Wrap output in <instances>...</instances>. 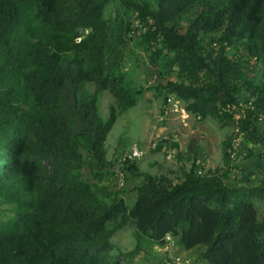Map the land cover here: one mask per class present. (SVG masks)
<instances>
[{
	"label": "trees",
	"instance_id": "1",
	"mask_svg": "<svg viewBox=\"0 0 264 264\" xmlns=\"http://www.w3.org/2000/svg\"><path fill=\"white\" fill-rule=\"evenodd\" d=\"M134 40L154 77L146 86L126 67ZM261 63L264 0H0V264H165L155 247L166 233L195 251L191 264H264V180L238 182L227 110L250 95L262 109L264 72L250 76ZM105 90L114 103L103 117ZM145 90L162 112L174 95L231 130L224 165L204 167L176 141L175 169L122 163L130 206L112 186L105 140ZM254 114L240 122L245 145L262 140ZM128 224L135 245L113 251Z\"/></svg>",
	"mask_w": 264,
	"mask_h": 264
},
{
	"label": "rangeland",
	"instance_id": "2",
	"mask_svg": "<svg viewBox=\"0 0 264 264\" xmlns=\"http://www.w3.org/2000/svg\"><path fill=\"white\" fill-rule=\"evenodd\" d=\"M136 21L137 19L135 22ZM136 40H134L129 46L133 54L128 58L126 67H129L131 77L135 79L136 83L142 82L143 85L146 86V84L152 81L154 77L147 69L145 54L136 44ZM263 72L264 64L261 63L259 67L256 66L253 71H250V76L256 74V76L261 77ZM88 87L91 90L93 86L91 87V85H89ZM113 103V96L106 90L102 91L99 99V110L103 117L108 115L109 106ZM162 115H164V121L160 120V116ZM192 120L197 121L194 117L192 118V116H189L187 123L184 125L176 112L168 111L167 105L162 112V104L160 100L153 98L150 90H145L134 106L125 109L119 114L105 140L106 157L112 160L114 164V167L111 168L113 171L112 186L121 189L125 188L123 196L130 206L133 204L135 197L134 192L131 189L133 184L132 178L128 175V178L124 180L123 185L119 187L117 180H115L116 175L113 169L116 168L117 160L121 153L126 149L128 150L131 146L135 145L141 148L143 154L137 158V163L141 170L149 172L166 171L169 168L175 169L180 164L175 156H168V152L165 153L164 150L156 152L152 151L150 146L151 141L157 135L159 136L161 134H172L173 141L178 142L179 145L183 147L186 145V150L193 146V142L197 141L196 138H201V140L208 142L210 149L212 147V150L218 153L217 155L214 154L213 156H210V151L208 153V160L213 164L220 161L222 156L220 145H222V140L227 137L231 128L221 126L215 120L209 122L197 121V124L202 127L199 128L203 131L202 133L197 129L192 130ZM263 140L262 137V140L258 143L263 142ZM167 146L171 148L170 144ZM83 171L85 172L84 168ZM258 213L259 215L264 214L263 205L259 207ZM132 225L128 224L125 228L117 231L112 236L111 241L113 243V251L116 249H131L135 245L137 239L134 236ZM155 249L159 253L164 251V247L162 246H156ZM168 252L169 254L178 253L180 255H189V258L194 261V250H184L174 244L168 249ZM143 253L144 251L136 256L138 262H142L141 255Z\"/></svg>",
	"mask_w": 264,
	"mask_h": 264
},
{
	"label": "built area",
	"instance_id": "3",
	"mask_svg": "<svg viewBox=\"0 0 264 264\" xmlns=\"http://www.w3.org/2000/svg\"><path fill=\"white\" fill-rule=\"evenodd\" d=\"M137 24V21L134 22V25ZM79 38H77L78 40ZM249 68L251 66L257 64V57L251 56L248 60ZM255 96L250 95L247 100H239L236 104H230L227 105V110L232 115L233 118V137L231 140V148L228 149L230 152V156L232 158L235 157V150L238 148V143L241 137L240 133V122L242 118L244 117V114L246 110L254 111V119L256 122H264V106L261 110L255 111V105L253 103ZM166 105L168 106V111L176 112L180 118V120L185 125L188 121V117L191 116L189 112L184 107V104L182 101L175 97L174 95H168L166 99ZM195 120H199V116L195 115L193 116ZM164 119V115L160 116V120ZM173 141V135L172 134H161L157 135L152 141H151V149H154L157 147L158 143L161 142L162 147L161 150H164V152H168V156H173L174 149L171 147L169 148L167 145L170 144ZM143 154V151L141 148L133 145L131 146L126 152H123L120 157L117 160V166L114 168L115 172V180L118 182V186H122L124 183V174L123 171L120 168V165L124 163L128 159L133 158H139ZM204 166V165H203ZM164 251L168 250L172 245H174L173 239L170 236L169 233H166L164 235ZM191 259L185 255L180 254H169V257L167 260H164L165 264H191Z\"/></svg>",
	"mask_w": 264,
	"mask_h": 264
},
{
	"label": "crops",
	"instance_id": "4",
	"mask_svg": "<svg viewBox=\"0 0 264 264\" xmlns=\"http://www.w3.org/2000/svg\"><path fill=\"white\" fill-rule=\"evenodd\" d=\"M246 95L242 94L240 97L244 98ZM192 116V115H191ZM193 118V116H192ZM209 122L214 121L213 119L206 120H198V122ZM216 121V120H215ZM192 130L197 129L202 132L199 128H202L197 121H191ZM204 125V124H202ZM206 125V124H205ZM225 127V126H224ZM256 128L258 129V133L261 135V138L264 139V122H256ZM197 141L193 142V148L198 150V161L204 165V167L214 168L217 165H224L223 159V151L222 145H220L221 159L219 162L213 164L210 160H208V153L210 152V156L214 154H218L213 151L212 147L210 149L208 142L201 140V138H196ZM243 137H240L237 154L234 158H232L230 164L232 168L236 172V176L239 177L238 182L247 183V184H255L260 180H264V140L261 143H256L253 145L252 143H244ZM179 145V143H178ZM179 145V149L186 150V145L183 147ZM251 148V150H249ZM209 150V151H208ZM208 151V152H207ZM237 169V170H236Z\"/></svg>",
	"mask_w": 264,
	"mask_h": 264
}]
</instances>
